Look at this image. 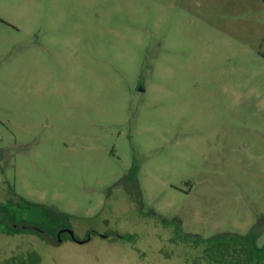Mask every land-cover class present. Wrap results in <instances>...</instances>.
<instances>
[{
  "label": "rangeland",
  "instance_id": "1",
  "mask_svg": "<svg viewBox=\"0 0 264 264\" xmlns=\"http://www.w3.org/2000/svg\"><path fill=\"white\" fill-rule=\"evenodd\" d=\"M253 240L264 0H0V264H244Z\"/></svg>",
  "mask_w": 264,
  "mask_h": 264
},
{
  "label": "trees",
  "instance_id": "2",
  "mask_svg": "<svg viewBox=\"0 0 264 264\" xmlns=\"http://www.w3.org/2000/svg\"><path fill=\"white\" fill-rule=\"evenodd\" d=\"M26 206H31V203H23ZM9 216L13 217L14 215L11 213V211L7 212ZM247 239V238H245ZM236 250H234L233 252H235ZM242 253H244L245 255V260H244V264H264V246L263 247H259L256 244V241L253 240L252 245H247L244 246L241 249ZM231 264H243V262H238V263H231Z\"/></svg>",
  "mask_w": 264,
  "mask_h": 264
},
{
  "label": "flooded vegetation",
  "instance_id": "3",
  "mask_svg": "<svg viewBox=\"0 0 264 264\" xmlns=\"http://www.w3.org/2000/svg\"><path fill=\"white\" fill-rule=\"evenodd\" d=\"M17 203H31V202H28V201H26V200H21V201H19V202H17Z\"/></svg>",
  "mask_w": 264,
  "mask_h": 264
}]
</instances>
